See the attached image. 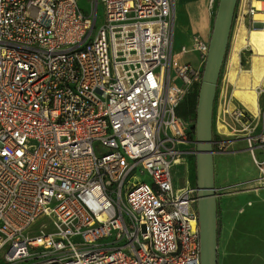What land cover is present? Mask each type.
<instances>
[{
    "label": "built area",
    "instance_id": "built-area-1",
    "mask_svg": "<svg viewBox=\"0 0 264 264\" xmlns=\"http://www.w3.org/2000/svg\"><path fill=\"white\" fill-rule=\"evenodd\" d=\"M99 1L98 22L96 4L0 0L3 264H200L197 186L172 169L195 152V117L177 105L202 70L172 67L175 0ZM194 44L205 60L208 42ZM219 75L213 154L244 142L264 186V104H235Z\"/></svg>",
    "mask_w": 264,
    "mask_h": 264
},
{
    "label": "rangeland",
    "instance_id": "rangeland-1",
    "mask_svg": "<svg viewBox=\"0 0 264 264\" xmlns=\"http://www.w3.org/2000/svg\"><path fill=\"white\" fill-rule=\"evenodd\" d=\"M76 1L85 15H89L91 6L96 4L98 22L103 17V8L99 0ZM217 4L218 0L213 16L216 15ZM237 15L238 12L231 25L224 62L221 66L222 72L230 71L240 29L244 28L246 31H250L254 27H262L253 22L252 13L247 14L244 19ZM172 52L174 55L172 57L173 65L174 59L180 60L181 56L174 50ZM251 55H255L252 46L246 44L238 53L239 67H250ZM198 92L191 102L188 116L195 117ZM258 98L259 105H263L264 95L258 94ZM236 100L235 98V104L240 106L239 100ZM178 113L181 114L179 108ZM244 146V142L234 140L226 145L228 151L234 152L214 156L218 232L217 264H264V186L258 183L257 168L253 164L251 154L243 150ZM195 164L196 154L194 152L188 157L181 156L178 169L177 166L172 169L175 183L184 184L186 178L189 183H195ZM140 179L149 180L150 175L146 172L144 176L141 175ZM46 222V219H37L36 223L27 229V232L36 234L42 224ZM2 254L3 251L0 252V264L4 262Z\"/></svg>",
    "mask_w": 264,
    "mask_h": 264
},
{
    "label": "water",
    "instance_id": "water-1",
    "mask_svg": "<svg viewBox=\"0 0 264 264\" xmlns=\"http://www.w3.org/2000/svg\"><path fill=\"white\" fill-rule=\"evenodd\" d=\"M238 0H218L209 49L202 70L195 114L197 211L200 233V264H217V201L214 185L212 114L216 85L227 49Z\"/></svg>",
    "mask_w": 264,
    "mask_h": 264
},
{
    "label": "crops",
    "instance_id": "crops-1",
    "mask_svg": "<svg viewBox=\"0 0 264 264\" xmlns=\"http://www.w3.org/2000/svg\"><path fill=\"white\" fill-rule=\"evenodd\" d=\"M216 3L217 0L174 1V21L171 45L172 51L174 50L181 58L180 60L174 59L175 63H173L172 67L190 64L193 68L203 70L205 60L195 48L194 42L196 39L202 42L209 41L213 29L212 25L215 18V16H213V11ZM172 51L171 61L174 56ZM252 57L251 55V63ZM195 94L196 91L192 92L186 101L179 103L178 108L181 115L188 114Z\"/></svg>",
    "mask_w": 264,
    "mask_h": 264
},
{
    "label": "bare ground",
    "instance_id": "bare-ground-1",
    "mask_svg": "<svg viewBox=\"0 0 264 264\" xmlns=\"http://www.w3.org/2000/svg\"><path fill=\"white\" fill-rule=\"evenodd\" d=\"M253 19L260 21L264 14L259 11L258 1L252 0ZM234 61L230 67L229 80L233 85L234 96L250 111H256L258 104V92L260 87L264 90V28L254 27L250 31L241 28L236 41ZM246 44L252 46L255 53L252 63L248 68L239 67L238 53Z\"/></svg>",
    "mask_w": 264,
    "mask_h": 264
},
{
    "label": "trees",
    "instance_id": "trees-1",
    "mask_svg": "<svg viewBox=\"0 0 264 264\" xmlns=\"http://www.w3.org/2000/svg\"><path fill=\"white\" fill-rule=\"evenodd\" d=\"M234 11H235V10H234ZM235 14H236V11H235ZM234 19H235V15H234V18H233V22H234ZM233 22H232V23H233ZM220 71H221V70H220ZM190 185H192V186L195 185V186H196V182H195V183H190Z\"/></svg>",
    "mask_w": 264,
    "mask_h": 264
}]
</instances>
